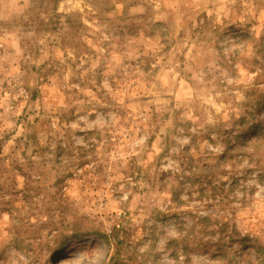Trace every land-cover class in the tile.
I'll use <instances>...</instances> for the list:
<instances>
[{"label": "rangeland", "instance_id": "rangeland-1", "mask_svg": "<svg viewBox=\"0 0 264 264\" xmlns=\"http://www.w3.org/2000/svg\"><path fill=\"white\" fill-rule=\"evenodd\" d=\"M0 264H264V0H0Z\"/></svg>", "mask_w": 264, "mask_h": 264}, {"label": "trees", "instance_id": "trees-1", "mask_svg": "<svg viewBox=\"0 0 264 264\" xmlns=\"http://www.w3.org/2000/svg\"><path fill=\"white\" fill-rule=\"evenodd\" d=\"M259 137H253L252 142H255L256 140H258Z\"/></svg>", "mask_w": 264, "mask_h": 264}, {"label": "bare ground", "instance_id": "bare-ground-1", "mask_svg": "<svg viewBox=\"0 0 264 264\" xmlns=\"http://www.w3.org/2000/svg\"><path fill=\"white\" fill-rule=\"evenodd\" d=\"M67 253H68V252H64L63 255H62V257L65 256V255H67Z\"/></svg>", "mask_w": 264, "mask_h": 264}]
</instances>
